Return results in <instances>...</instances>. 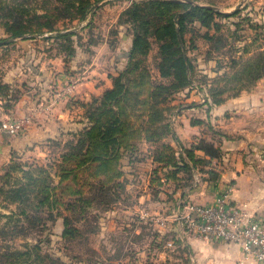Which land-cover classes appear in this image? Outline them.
I'll list each match as a JSON object with an SVG mask.
<instances>
[{
  "label": "rangeland",
  "instance_id": "374dc122",
  "mask_svg": "<svg viewBox=\"0 0 264 264\" xmlns=\"http://www.w3.org/2000/svg\"><path fill=\"white\" fill-rule=\"evenodd\" d=\"M142 1L154 0H0V107L3 108L0 119L9 101L12 104L13 99H18L25 91L38 94L47 89L49 93L59 88L58 85L75 87L82 84L81 87L87 88L85 84L97 77L102 81V73L108 74L111 88L112 77L126 68L133 39L124 12L134 2ZM178 1L194 6H213L229 14L237 12L229 18H218L219 27L216 28L219 30L209 31L214 35L216 51L224 57L233 53L230 44L235 39L261 38L259 26L250 22L254 19L250 13L261 10L254 11V7H262L257 4L258 0ZM152 10L145 5L143 18L151 22L138 31L146 44L132 54L128 67L131 71L124 80L127 91L119 103L121 118L127 126L119 135L130 148L128 153L122 151L117 161L121 177L101 188L98 182L102 180L93 177L91 170L79 171L76 179L69 183L70 190L78 191V194H72L71 201H51L54 208L50 210L33 208L38 194L31 192L30 187H27L30 201L26 204L11 202L0 192V264H115L126 254L124 249L133 246L132 243L139 246L149 241L145 237L150 233L148 223H137L135 216L139 210L155 207L139 201H179L176 194L182 193L183 186L179 188L176 180L171 179L170 171L176 162L175 153L180 149L171 132L173 117L188 105L189 90L184 87L182 72L173 77L159 73L162 42L153 31L155 25L166 23L170 12L157 15L152 14ZM173 10L179 12L182 7ZM189 18L185 17L184 21ZM205 31L194 22L188 24L184 33L194 82L200 79L197 59L204 50L201 36ZM18 33L22 34L16 36ZM65 80L63 84L61 81ZM217 80L222 84L226 79ZM48 140H57V144L46 140L14 161L20 165L28 163L30 166L23 168L30 167L34 179L45 175L39 171L40 166L54 172L50 167L54 159L55 164L60 155L67 152V141L71 138L65 134ZM155 157L158 162L152 161ZM8 178L14 185L26 182L17 171ZM56 194L58 199L62 198L58 191ZM85 200L88 205L83 203ZM19 209L28 212L35 226L24 216L6 217L10 212L18 213ZM64 218L68 219L67 227L72 231L62 237ZM133 225L141 227V236L136 238L123 233L124 227L129 233Z\"/></svg>",
  "mask_w": 264,
  "mask_h": 264
},
{
  "label": "crops",
  "instance_id": "0c3cea01",
  "mask_svg": "<svg viewBox=\"0 0 264 264\" xmlns=\"http://www.w3.org/2000/svg\"><path fill=\"white\" fill-rule=\"evenodd\" d=\"M257 2L262 7H254V11L261 8L260 12L250 14L254 17L253 21L259 24L261 38L235 39L230 44L233 51L230 57L215 52L211 43L202 39L203 54L200 53L196 59L204 81L193 84L186 99L188 105L173 117V134L177 144L193 149L200 140H204L219 149L220 158L211 159L194 150L196 157L205 164L192 171L189 183L181 181L184 185L182 193L176 194L179 201H139L159 209L155 212L152 211L155 208L151 210L152 207H148L139 210L135 216L137 223H148L150 233L145 237L149 241L139 246L132 243L133 246L124 249L126 254L115 264H262L246 256L238 245L183 235L176 224L170 223L163 229L155 222L156 219L170 220L179 203L213 205L217 195L227 187L231 188L234 204L244 207L248 215L264 217V169L258 161L264 152V76L251 86L237 89V96L229 97L218 105L206 103L212 80L229 72L230 60H247L257 52H264V0ZM100 76L102 81L91 77L94 80L85 84L87 88L81 87L82 84L75 87L58 85L59 88L49 93L47 89L38 94L25 91L10 109L4 110L3 117L30 116V122L22 134L0 133V173L13 158L32 151L41 142L68 132L81 131L87 125L81 107L92 97H99L111 85L108 74ZM61 82L64 84L66 80ZM140 228L133 225L129 233H126L125 227L122 231L137 238L141 236ZM165 234H169L166 242L172 241L173 248L166 247V242L157 246Z\"/></svg>",
  "mask_w": 264,
  "mask_h": 264
},
{
  "label": "trees",
  "instance_id": "16d2710c",
  "mask_svg": "<svg viewBox=\"0 0 264 264\" xmlns=\"http://www.w3.org/2000/svg\"><path fill=\"white\" fill-rule=\"evenodd\" d=\"M145 5L153 9L152 14L163 15L169 10L170 13L166 23L161 25L160 22L158 26L155 25L153 31V35L157 38L160 37L159 39L162 42L159 47L162 58V63L159 65V73L161 76H168L171 74L170 76L173 77L177 76L179 71L182 72V77L185 82L184 87L188 90H191L193 87L192 84L195 83L192 79L193 75H190L193 70L192 61L187 55L189 48L185 46L186 41L184 39V33L188 24L196 22L199 28L205 29L206 31L201 36L202 39L211 43V49L217 52L214 45V35L210 34L209 31L211 29H213L214 32L219 30L216 28L219 27L217 23L218 18H229L237 14L236 11V13L227 14L209 9L206 6H194L188 2L181 3V1L178 0L134 2L124 12L126 20L131 25L133 31L132 44L127 56L128 62L127 65H125L126 68L112 77L111 88L105 90L99 97H94L89 103L83 105V107L88 108L84 111L87 125L81 131L66 133V135L71 138V141H67V152L61 154L55 164L54 162L56 159H54L52 167L49 166L54 169L53 173L47 168H42L43 166H40L38 168L39 171L45 175L42 178L34 179L32 177L33 170L30 167L27 169L23 168L30 165L28 163L22 165L18 163L15 164L14 161L16 157L2 168L3 175H0V192L4 193L6 198H9V201L18 202L19 204L28 203L30 200L28 198L29 193L27 192L29 188L27 187H30L31 192L36 191L38 194L37 203L33 205V208L36 210H43L45 208L50 210L54 208V202L52 203L51 201H71L72 194H78V191L70 190L69 183L76 179L79 171H84L85 169L87 171L91 170V175H93V177L102 180L98 182L101 188L105 183H110L113 179H116V177H121L122 174L118 169L119 166L117 165V161L120 158V153L122 151H127L128 153L130 148L128 145H125V138L119 135L121 132L125 131L127 127L126 122L121 118L122 106H119V103L121 101V96L127 91L124 80L131 71L128 67L130 66L129 63L132 54L140 46L146 44L143 35L138 31V28L151 22V20L143 18ZM179 6L182 7L181 11L176 12L173 10V8ZM185 17L191 18L185 22ZM155 19V21H157V17ZM250 22L254 23L256 26L259 25L253 20H250ZM185 24L187 27H185ZM21 34L22 33H18L16 36ZM237 67H239V69H235ZM229 69L231 71L225 72L222 76L212 80L206 97L207 104L218 105L229 97L237 96L238 93L235 92L237 89L244 86H251L260 77L264 76V52H257L252 58L247 60H230ZM198 77L200 79H198L196 83L204 81L200 72ZM221 78L226 79L222 84H220V80H217ZM218 86L223 87H221V89ZM215 95L223 96L216 97ZM16 100L17 98H14L13 103ZM13 103L11 104V101H9V105H6L5 108H7V110L10 109ZM172 135L173 132H171V136ZM47 142H52L55 145L57 144V140H48ZM179 149L180 151L175 153L176 162L171 165L173 170L170 171L171 179L176 180L179 188L184 186L181 184L182 180H184V182L188 181V183L191 181L192 171L195 170L198 165L205 164L203 160L196 157L194 150L203 152L204 156L211 159H219L221 156L217 147L204 140H200L193 149H185L181 145H179ZM152 161L158 162V159L155 157L152 158ZM165 165L170 166L168 163H165ZM14 171L20 172L21 178L27 183L14 185L13 182H10L8 177H10ZM111 173L113 175H110ZM53 178H57V181H53ZM88 179L87 177L86 181ZM37 182H39V185H34ZM8 184L9 186L5 188ZM117 185H119V183ZM57 191L62 197L61 199H58V195L56 194ZM65 194H67V197H64ZM83 203L88 205L86 200ZM10 213V215L6 216L7 218L24 216L31 225L35 226L25 209H19L18 213ZM68 223V219L64 218L62 237L71 234L72 230L70 227H67ZM168 236L169 234H165L157 246H161L162 243L166 242L169 238Z\"/></svg>",
  "mask_w": 264,
  "mask_h": 264
},
{
  "label": "built area",
  "instance_id": "2783aa9c",
  "mask_svg": "<svg viewBox=\"0 0 264 264\" xmlns=\"http://www.w3.org/2000/svg\"><path fill=\"white\" fill-rule=\"evenodd\" d=\"M29 122L30 116H5L0 119V133L22 134ZM258 161L264 169V152ZM231 196V188L227 187L217 195L213 205L179 203L170 220L156 219L155 222L163 229L170 223L176 224L183 235L238 245L246 256L264 264V217L248 215L244 207L233 203ZM165 245L168 248L174 246L172 241H167Z\"/></svg>",
  "mask_w": 264,
  "mask_h": 264
},
{
  "label": "water",
  "instance_id": "95a60500",
  "mask_svg": "<svg viewBox=\"0 0 264 264\" xmlns=\"http://www.w3.org/2000/svg\"><path fill=\"white\" fill-rule=\"evenodd\" d=\"M173 1H175V0H173ZM206 7L209 8V9H212V10H215V11L219 12V10L217 8L213 7V6H206Z\"/></svg>",
  "mask_w": 264,
  "mask_h": 264
}]
</instances>
